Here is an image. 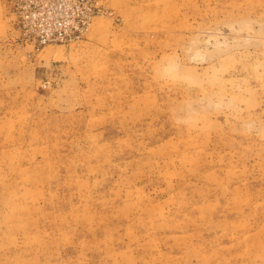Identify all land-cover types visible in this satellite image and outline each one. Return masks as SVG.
Segmentation results:
<instances>
[{
	"label": "rangeland",
	"instance_id": "374dc122",
	"mask_svg": "<svg viewBox=\"0 0 264 264\" xmlns=\"http://www.w3.org/2000/svg\"><path fill=\"white\" fill-rule=\"evenodd\" d=\"M99 4L0 0V264H264V0Z\"/></svg>",
	"mask_w": 264,
	"mask_h": 264
},
{
	"label": "built area",
	"instance_id": "2783aa9c",
	"mask_svg": "<svg viewBox=\"0 0 264 264\" xmlns=\"http://www.w3.org/2000/svg\"><path fill=\"white\" fill-rule=\"evenodd\" d=\"M24 35L38 46L83 37L104 9L99 0H11Z\"/></svg>",
	"mask_w": 264,
	"mask_h": 264
}]
</instances>
